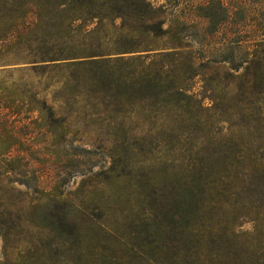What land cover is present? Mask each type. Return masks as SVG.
Wrapping results in <instances>:
<instances>
[{"label":"trees","instance_id":"obj_1","mask_svg":"<svg viewBox=\"0 0 264 264\" xmlns=\"http://www.w3.org/2000/svg\"><path fill=\"white\" fill-rule=\"evenodd\" d=\"M185 3L0 0V67L121 104L176 143L189 133L136 170L122 264H264V0ZM28 98L0 92V110L30 119ZM9 128L0 115V135Z\"/></svg>","mask_w":264,"mask_h":264},{"label":"rangeland","instance_id":"obj_2","mask_svg":"<svg viewBox=\"0 0 264 264\" xmlns=\"http://www.w3.org/2000/svg\"><path fill=\"white\" fill-rule=\"evenodd\" d=\"M51 78L0 67L3 94L19 89L28 98L29 85L41 93L28 98L38 110L30 119L0 110L11 132L0 135V264H122V244L137 226L136 170L153 171L190 135L176 143V132L125 116L121 104L69 96ZM195 92L205 94L199 85ZM10 137L18 143L11 151Z\"/></svg>","mask_w":264,"mask_h":264}]
</instances>
